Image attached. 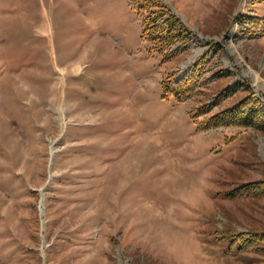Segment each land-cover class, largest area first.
<instances>
[{"label": "rangeland", "instance_id": "rangeland-1", "mask_svg": "<svg viewBox=\"0 0 264 264\" xmlns=\"http://www.w3.org/2000/svg\"><path fill=\"white\" fill-rule=\"evenodd\" d=\"M131 3L0 0V264H264V197L230 195L264 132L189 114L264 113V0H162L191 31L169 60Z\"/></svg>", "mask_w": 264, "mask_h": 264}, {"label": "trees", "instance_id": "trees-1", "mask_svg": "<svg viewBox=\"0 0 264 264\" xmlns=\"http://www.w3.org/2000/svg\"><path fill=\"white\" fill-rule=\"evenodd\" d=\"M162 0H131L133 8L137 9L143 16V36L153 43V49L165 55V59L173 57L170 52L171 48L177 44L186 45L190 40L191 31L185 27L179 18L171 15L168 8L161 4ZM205 59L202 58L196 62L195 70L185 82H177L176 74H171L162 82L163 88L167 95H172L179 103L186 102L187 95H193L198 88L200 71ZM223 72L216 73L215 77H226ZM251 97L241 101L238 106L226 109L211 118L200 122L198 116L209 114V109L199 108L196 112H190V116L198 125V131L208 130L210 127L218 125H230L234 123L237 126L252 128L264 132V113L260 107V102ZM196 115V116H195ZM232 197H241L253 195L264 197V181L258 185H247L237 188L230 194ZM257 236H246L241 247L245 249L256 243Z\"/></svg>", "mask_w": 264, "mask_h": 264}]
</instances>
